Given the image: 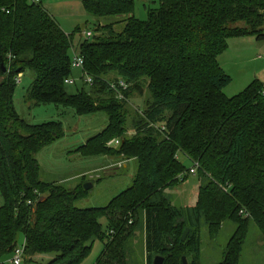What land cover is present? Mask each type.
<instances>
[{
    "label": "trees",
    "instance_id": "obj_1",
    "mask_svg": "<svg viewBox=\"0 0 264 264\" xmlns=\"http://www.w3.org/2000/svg\"><path fill=\"white\" fill-rule=\"evenodd\" d=\"M43 2L0 0V264L21 236L20 264H36L34 255L44 253H54L44 264H81L95 239L102 250L94 264H129L125 247L139 214L141 264L155 256L162 264H199L202 229L216 236L225 222L235 228L216 264H243L251 221L264 236V83L254 79L226 96L232 78L218 56L229 38L264 39V0H158L145 19L135 17L134 0H81L88 16L104 22L77 44L82 28L66 33ZM72 50L92 83L69 94ZM26 70L34 104L106 115V125L74 152L115 158V168L134 161L131 184L106 205L77 207L88 192L82 184L41 179L36 155L62 130L55 121L28 124L15 110L13 78ZM119 81L127 84L119 88L123 99L110 88ZM144 92V107L128 120L129 100ZM111 140L119 143L107 145ZM179 154L197 162L202 179L192 206L159 196L189 171Z\"/></svg>",
    "mask_w": 264,
    "mask_h": 264
},
{
    "label": "rangeland",
    "instance_id": "obj_2",
    "mask_svg": "<svg viewBox=\"0 0 264 264\" xmlns=\"http://www.w3.org/2000/svg\"><path fill=\"white\" fill-rule=\"evenodd\" d=\"M134 1V15L140 19L146 18L149 7L154 8L159 4L158 0ZM43 5L66 33H72L76 27L82 28V31H93L94 24L104 22L88 16L82 7L81 0H44ZM82 38H85L83 32H81V37L75 35L74 44L80 42ZM218 63L232 78L231 83L223 90L228 97L241 92L254 79L264 83V39H257L255 36L229 38L227 48L218 56ZM73 72H75L73 76L76 83L65 86L69 94L76 93L82 83L79 81V70L73 69ZM33 78L29 70L20 74V82L16 84L13 93L15 110L28 124L55 121L60 124L62 130L59 138L44 146L36 155L40 165L41 179L58 182L70 188L78 184L83 186L86 182L92 183L86 197L79 200L76 206L85 208L106 205L111 198L131 184L135 174L134 161H129L128 167L115 168L114 166L119 167V165L112 162V165L107 168L97 169L100 168L98 165L101 163L97 162L98 159L103 158L82 157L74 152L75 147L106 125V115L103 112H97L78 116L72 109L60 105L34 104L28 96ZM146 98H148L147 92L141 97L135 96L129 100L131 112L128 120L131 119L133 111L142 110ZM178 158L185 166L191 167L190 162L182 154H179ZM185 176H187L186 179ZM199 176V174L185 173L182 176L184 180L181 179L179 183L163 188L159 196L165 197L174 206H192L198 197V188L202 181ZM2 200L0 194V205ZM139 216L125 247V255L129 264H141L145 261L142 214ZM101 221L105 231L106 221L105 219ZM132 223V220L128 222L129 225ZM234 228L232 222H225L216 236H208L205 228L202 229L199 264H216L221 260L226 242ZM22 243L23 236L19 238L18 246L21 247ZM101 250L102 242L95 239L90 254L81 264H94ZM53 257L54 253L37 254L34 255V260L36 264H44ZM10 259L11 256L6 257L4 264H12ZM241 262L243 264H264V236L252 221L246 242L242 247Z\"/></svg>",
    "mask_w": 264,
    "mask_h": 264
},
{
    "label": "built area",
    "instance_id": "obj_3",
    "mask_svg": "<svg viewBox=\"0 0 264 264\" xmlns=\"http://www.w3.org/2000/svg\"><path fill=\"white\" fill-rule=\"evenodd\" d=\"M83 35L85 37H90V36H92V33L90 30H87V31H83ZM71 68L79 70V74H80L79 81H81L84 84H87L88 86L91 85L92 77L84 72L83 59L74 50H72V55H71ZM13 80L15 81L16 84H18L20 82V74L14 76ZM64 83L66 85L67 84H74V83H76V81H75V78L71 76V77L65 78ZM110 88L116 92V97L118 99H123V95H122L121 91H119V88L124 90L127 88V84L124 83L123 81H119L118 85L110 84ZM263 94H264V90H263ZM117 143H119V140H111L108 142V145L117 144ZM197 168H198L197 162L192 163L191 167L189 168L188 173L189 174H195ZM182 176H183V174L178 175L179 180L182 179ZM10 256H11L10 262L12 264H20L22 261V256H23V247L22 246L21 247H19V246L14 247Z\"/></svg>",
    "mask_w": 264,
    "mask_h": 264
},
{
    "label": "water",
    "instance_id": "obj_4",
    "mask_svg": "<svg viewBox=\"0 0 264 264\" xmlns=\"http://www.w3.org/2000/svg\"><path fill=\"white\" fill-rule=\"evenodd\" d=\"M3 70H5V69H3ZM91 187H92V183H89V182H86V183H84V185H83V188H84L85 190H89ZM188 232H189V228H185V229L183 230V232H182V234H181V241H184V240H185V238H186ZM182 260H183V263H186V259H185V257H182ZM162 262H163V257H161V256H155V257L153 258V264H162Z\"/></svg>",
    "mask_w": 264,
    "mask_h": 264
},
{
    "label": "crops",
    "instance_id": "obj_5",
    "mask_svg": "<svg viewBox=\"0 0 264 264\" xmlns=\"http://www.w3.org/2000/svg\"><path fill=\"white\" fill-rule=\"evenodd\" d=\"M75 74V72H73V75ZM75 76V75H74ZM73 76V77H74ZM86 141V140H85ZM85 141H83V142H81V144H83ZM80 144V145H81ZM80 145H78V146H80ZM77 146V147H78ZM77 147H75L73 150H75ZM90 158H92V157H90ZM96 158H103V159H98L99 161H97V162H101V163H99V165H98V167H100V168H97V169H101V168H106V167H108L109 165L111 166V163L112 162H115V161H117V159H115V158H110V157H95V158H92V159H96ZM105 158V159H104ZM110 162V163H109ZM128 166V164H126V163H123V167H127ZM23 244H24V241H23V243L21 244V246L23 247Z\"/></svg>",
    "mask_w": 264,
    "mask_h": 264
}]
</instances>
